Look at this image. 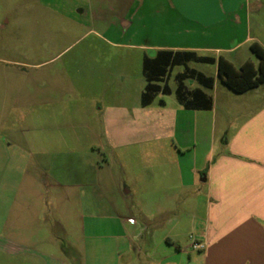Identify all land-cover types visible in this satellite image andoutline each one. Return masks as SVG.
Wrapping results in <instances>:
<instances>
[{
	"label": "crops",
	"instance_id": "0c3cea01",
	"mask_svg": "<svg viewBox=\"0 0 264 264\" xmlns=\"http://www.w3.org/2000/svg\"><path fill=\"white\" fill-rule=\"evenodd\" d=\"M51 1L53 11L72 17L79 24L98 27V32L110 36L119 33L122 37L137 16L147 17L151 25L156 20H174L185 34H192L191 42L186 39L183 43L167 41L165 35L157 34L159 40L154 38L149 46H137L153 49L149 58L162 50L192 51L199 56H204L200 52L213 50L219 54L213 58L223 57L239 69L247 61L258 66L259 60L250 50L253 43L264 49V0ZM238 29L243 34L233 44ZM209 30H215V45L202 42L208 40L204 34ZM105 41L133 46L107 38ZM213 78L214 87L210 90H215V101L211 110H187L178 102L167 113L165 101L160 99L164 102L160 105L159 100L158 105L164 108L158 109L163 111L160 115L167 117L164 125L174 137V151L164 157L163 197L152 196L148 205V209L161 210L160 216L167 220L165 226L191 217L195 240L205 245L204 250L194 251L190 246L192 251H188L178 245L173 251L176 243L170 236L162 238L155 231L144 234V228L134 218L125 217L128 204L124 195L133 191L127 178L109 170L96 176L97 180L89 173L86 181L73 169H66L63 178L55 173L56 140L26 141L16 145L15 158L21 162L25 175L29 168L34 175L30 180L26 177L24 187H8L6 191L11 195L0 231V241L6 242L0 249L6 264H75L73 255L80 264H264V84L237 94L221 82L218 67L217 78ZM218 81L223 88L217 86ZM201 89L207 94L208 89ZM42 90L37 93L39 99L45 97ZM154 103L155 100L141 107L149 112ZM150 122L144 124L148 126L146 132L139 133L141 125L130 121L126 128L131 131L124 133L125 123L104 120L105 144L116 149L133 146L141 141V135L154 130V123ZM221 122L225 124L220 139L222 149L215 156L213 134ZM207 134L210 147L205 154L194 156L189 166L186 152L209 139ZM5 145L0 142V155L4 151L8 154ZM156 176L152 171H136L131 180L134 184L146 181V188L141 190L155 194ZM95 190L103 198L96 204L100 214L93 211ZM46 194H53V202L46 201ZM175 209L181 212L171 216ZM56 210L59 217L53 216ZM152 216L148 212V221Z\"/></svg>",
	"mask_w": 264,
	"mask_h": 264
},
{
	"label": "rangeland",
	"instance_id": "374dc122",
	"mask_svg": "<svg viewBox=\"0 0 264 264\" xmlns=\"http://www.w3.org/2000/svg\"><path fill=\"white\" fill-rule=\"evenodd\" d=\"M51 4V0H0V142L7 144L6 151L10 153L8 155L4 151L0 155V231L3 229L1 220L7 211L5 207L9 206L8 196L11 194L6 192L8 187L25 186L26 177L30 180L34 175L31 168L28 175L23 172L21 162L15 158L16 145L26 141L56 140L57 145H53V149L57 150L54 152L58 160L55 161L57 175L64 178L66 169H73L87 181L89 173L96 178L110 170L121 178H127L133 191L124 195V202L128 204L124 216L134 218L138 226L144 228V234L155 231L162 238L170 236L176 243L172 246L173 251L178 245L192 251L190 246L195 240V225L191 217L179 221V224L165 226L167 220L160 216L161 210L148 209L152 196L163 197L164 157L169 151H174V137L168 126L164 125L167 117L160 115L163 113L160 110L164 108L158 102L160 99L165 101L167 113L178 103L175 95L179 81L177 75L186 74L187 71L184 67H175L166 79L172 93L159 95L149 112H145L141 107L146 83L143 57H152L154 50L137 47L149 46L154 43V38L160 39L159 34L165 35L167 41L178 43L186 39L191 42L192 34H185L184 28L178 27L174 20L171 23L156 20L151 25L147 17L137 16L122 37L119 33L110 36L98 32V27L94 29L85 23L79 24L74 18L53 11ZM241 34L243 30L238 29L233 44ZM186 35L188 37L184 38ZM204 35L209 38L202 42L215 45V30H209ZM105 38L133 46L112 45ZM243 50L240 49L238 56ZM199 54L211 57L219 55L213 50ZM247 54L251 60L257 61L250 51ZM189 68L217 78L216 65L192 62L188 64ZM184 84L187 92L201 88L188 77L184 79ZM217 86L223 88L220 81ZM41 90L45 97L39 99L37 93ZM205 91L215 101V90ZM104 120L125 123L122 129L124 133L131 131L126 128V123L130 121L141 125L139 133L146 132L148 126L144 124L150 121L154 123V130L147 131L149 136L141 135V141L137 144L116 149L105 144ZM219 124L221 126L213 134L215 156L222 149L220 139L224 135L225 124ZM207 137L209 139L198 147L186 152L188 164L194 156L206 153L210 147L209 134ZM136 171L139 174L147 171L157 174L155 194L141 190L142 187L146 188V181L133 183L131 177ZM94 195L93 211L100 214L96 204L103 198L99 190H95ZM52 197L53 194H46V201L53 202ZM148 212L153 215L150 221ZM180 212V209H175L171 216ZM13 216H16L15 211ZM53 216L59 217V211L56 210ZM4 243L0 241V249H3ZM163 244L167 246L166 242ZM5 258L3 250H0V264H6ZM73 260L75 264H80L74 255ZM12 263H15L14 259Z\"/></svg>",
	"mask_w": 264,
	"mask_h": 264
},
{
	"label": "trees",
	"instance_id": "16d2710c",
	"mask_svg": "<svg viewBox=\"0 0 264 264\" xmlns=\"http://www.w3.org/2000/svg\"><path fill=\"white\" fill-rule=\"evenodd\" d=\"M251 52L258 58L256 67L252 62H245L239 69L223 57L216 60L213 57L199 56L192 51L162 50L153 58L145 57L143 60V75L146 81L141 96V106L147 107L153 103L158 95L172 93L168 79L175 67H184L186 74L177 75L178 85L175 91L176 99L187 110H211L213 100L201 88L191 92L185 89L184 79L195 80L202 88L212 89L214 78L195 69L189 68L191 62L204 64H217L218 76L221 82L237 94L245 93L264 84V49L257 43L250 46ZM160 105L164 102L160 100Z\"/></svg>",
	"mask_w": 264,
	"mask_h": 264
},
{
	"label": "built area",
	"instance_id": "2783aa9c",
	"mask_svg": "<svg viewBox=\"0 0 264 264\" xmlns=\"http://www.w3.org/2000/svg\"><path fill=\"white\" fill-rule=\"evenodd\" d=\"M191 248L194 251H202L205 249V245L197 240H192Z\"/></svg>",
	"mask_w": 264,
	"mask_h": 264
}]
</instances>
